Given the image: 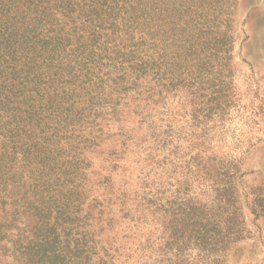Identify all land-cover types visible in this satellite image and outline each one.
I'll list each match as a JSON object with an SVG mask.
<instances>
[{"label":"trees","instance_id":"trees-1","mask_svg":"<svg viewBox=\"0 0 264 264\" xmlns=\"http://www.w3.org/2000/svg\"><path fill=\"white\" fill-rule=\"evenodd\" d=\"M232 22L227 0H0V264L126 263L133 236L160 264L167 161L177 252L218 261L248 238L238 171L204 146Z\"/></svg>","mask_w":264,"mask_h":264},{"label":"rangeland","instance_id":"rangeland-1","mask_svg":"<svg viewBox=\"0 0 264 264\" xmlns=\"http://www.w3.org/2000/svg\"><path fill=\"white\" fill-rule=\"evenodd\" d=\"M227 1L233 20V44L229 67L224 72L227 76L224 88L230 101L221 117L213 118L209 124L213 128L204 146L211 149L215 161L222 160L228 170L238 171L231 183L237 192V205L248 238L231 245L218 261H214L212 256H201L203 260L197 258L199 251L191 246L182 245L184 251L177 252V247L168 241L171 202L174 201L173 192L183 190L184 171L178 169L177 163L173 165L170 161L165 162L161 169L153 165L152 169L160 176L163 186L164 210H168L162 218V240L152 245V253L158 252L160 264H264V0ZM172 110L175 111L173 106L167 109L168 112ZM177 125L181 123L175 127ZM163 153L166 154L165 151ZM175 168L177 172L171 176ZM132 177L134 179V175ZM118 180L120 183L126 181L120 176ZM194 185L196 194V183ZM199 187L200 190L206 189L205 186ZM189 190L191 194L194 189ZM205 194L200 197L201 201L207 203V207L213 209L215 214L218 206L214 201L216 194L211 191ZM152 229L153 226H149L147 231ZM127 234V230H121L122 236ZM133 238L126 244L131 249L129 252L132 259L123 263L122 258L119 264H152L153 259L143 258L136 247L141 240ZM132 250L135 253L132 254ZM143 253L149 255L150 251Z\"/></svg>","mask_w":264,"mask_h":264}]
</instances>
